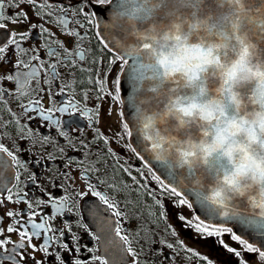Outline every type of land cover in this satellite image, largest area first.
Wrapping results in <instances>:
<instances>
[{
    "label": "flooded vegetation",
    "instance_id": "obj_1",
    "mask_svg": "<svg viewBox=\"0 0 264 264\" xmlns=\"http://www.w3.org/2000/svg\"><path fill=\"white\" fill-rule=\"evenodd\" d=\"M99 5V0H4L0 9L5 25L0 33H15L17 41L0 43L6 49L0 54V145L18 161L0 153L8 162L0 175L11 189L0 186V264L77 259L99 264L94 257H104L105 246L91 238L98 228L87 210H95L97 198L80 195L89 185L121 211L115 219L136 253L126 257L130 264H264L231 233L207 237L187 227L179 215L195 224L192 209L178 205L179 198L162 188L132 151L122 115L124 64L97 35L93 13ZM32 72L21 87L18 78ZM65 198L57 211L54 201ZM33 223L49 230L33 235L38 231Z\"/></svg>",
    "mask_w": 264,
    "mask_h": 264
},
{
    "label": "water",
    "instance_id": "obj_2",
    "mask_svg": "<svg viewBox=\"0 0 264 264\" xmlns=\"http://www.w3.org/2000/svg\"><path fill=\"white\" fill-rule=\"evenodd\" d=\"M243 3L248 16L241 20L238 34L247 35L249 42L255 46L253 63L264 65V23H261L264 21V0H243ZM114 7L115 4H105L95 8V12L98 13L96 15L97 24L101 25L98 27V32L103 31L105 35H109L110 47L120 48L122 54L130 48L140 49L139 54L128 58V66L124 65L120 73L122 115L132 133L129 137L131 146L137 149L135 153H139L137 155L157 176L164 180V183L167 184L171 180L175 185L179 180L184 188L192 193L189 199L190 202L195 201L193 212L195 215H202L209 211L205 201L209 191L219 186L223 175L232 171V165L222 156V153H216L208 159L207 164L200 161L192 168L187 165L182 166L177 149L183 148L189 142L200 143L204 139V130L211 129L198 119L189 121L181 127L178 119L174 115L167 116L166 112L173 100L183 98L187 101L192 96H198L201 87L207 89V95L201 98L203 101L219 98L217 91L221 85L219 73L216 69L210 68L201 81L194 86H188L179 77L175 80H168L155 57L143 50L145 41L141 39V36L157 35L162 41L165 33L173 31L175 26L179 25L193 44L218 43L219 38L215 35L218 31H227L230 36L234 37L232 24L240 14L236 7L229 4L228 0H136V3L129 0L128 7L124 10L127 14L124 16L111 14ZM135 7L140 11L135 17H131V11ZM203 21L212 27L214 34L211 37L203 29L193 30L190 27ZM104 43H109V41H104ZM170 48L171 43L169 42L167 47L158 46L157 51L166 52ZM236 48L237 45L233 38L231 46L222 50V60L227 63L236 59ZM112 53L117 55L115 51ZM141 65H147L148 70L138 71ZM254 88L255 82L237 89L244 102L240 115L260 110L259 106L251 101ZM228 114L229 116L236 115L234 106H229ZM153 120H155V126ZM157 133L168 139L174 138L179 142L175 146L168 144L164 146L169 149V154L164 161L156 160V153L152 149ZM207 139L210 142L211 136ZM197 179H199V187L193 189L190 181L195 183ZM261 188L262 186H253L252 190L243 197L230 193L229 202L244 206L248 212H252L249 201L253 199L260 202L264 198ZM225 226L233 227L236 234L264 251V237H260L254 228L241 224L239 221H228Z\"/></svg>",
    "mask_w": 264,
    "mask_h": 264
},
{
    "label": "snow or ice",
    "instance_id": "obj_3",
    "mask_svg": "<svg viewBox=\"0 0 264 264\" xmlns=\"http://www.w3.org/2000/svg\"><path fill=\"white\" fill-rule=\"evenodd\" d=\"M31 3L32 0H29ZM133 3H136V0H132ZM229 4L237 8L239 15V18L235 19L233 22V28L234 30H238L240 26V22L242 19L248 16V13L245 11V5L243 3V0H228ZM100 5H113L115 4V7L111 10V14L113 15H121L124 16L127 13L124 11L127 9L129 0H99ZM4 7V0H0V9ZM140 11L139 8L135 7L134 10L131 11V17H135V15ZM18 17H22L26 19V14L17 13ZM93 15H98V13H93ZM2 19V17H0ZM18 22V21H13ZM261 23H264V21H261ZM97 27H101V25L98 23L96 25ZM32 27H36L33 25ZM5 25L3 23H0V29H4ZM175 28L179 30L180 26L176 25ZM46 31V29H45ZM98 36H101V42L104 43V41H109V43H104V47L108 49V51L111 53L115 51L117 55L115 56V60L122 61L125 66H128V58L130 56H134L139 54L140 49L138 48H130L127 49L123 54L121 53V49L115 46L110 47V36L105 35L103 31L97 33ZM137 35H140L137 33ZM141 39L145 41L143 44V50L151 53L152 51H157V47H166L167 44L162 43L159 39H156L154 35L148 36V35H142ZM168 39H171V36L168 37ZM177 41L180 40V36L177 35L175 37ZM0 43H3L4 45L8 44H15L17 43L15 38V33H9L7 35L0 33ZM5 46H0V54L5 52ZM247 50L245 49V52ZM158 55H161L162 52H158ZM51 55L57 56V52H52ZM115 60L113 62H115ZM160 65H163L165 68V75H174L176 72L183 71L185 75L189 76L190 79L196 80L199 78V74L201 71H203L207 66L215 64L217 66L222 67L220 57L216 56L213 58L211 51L205 53L203 48L200 47V45H193L191 48L185 47L183 49V55L180 56L177 59L169 60L167 56H164L163 59L159 61ZM244 61L243 58L241 61L237 62L232 66V68L228 69V71L225 73L230 79L234 78L236 73L239 71L241 66L243 65ZM55 66L53 65V68ZM148 70L147 65H141L137 69L140 72H145ZM251 75H254L259 81H260V87L262 90H264V72L256 71L254 73L251 72V70H248ZM35 72L29 73L28 75H25L22 79H19V82L21 83V87L24 86V84L27 82L30 76H34ZM9 79H12V77H9ZM99 83V81H98ZM116 83V91L119 92L120 88V80L117 79L115 81ZM262 95H264V92H262ZM113 99H118V97H114ZM64 111H67V109H62ZM179 111L182 112L185 116H190L195 111V105H191L188 107L181 106L179 108ZM48 119V117H45ZM124 128L128 129L129 125L126 123L124 124ZM132 133L129 132L128 135L130 136ZM161 140L159 137V134H156L155 139L152 143V149L155 151V159L159 161H164L166 157L169 154V149L161 147ZM172 143H178L175 140L172 141ZM214 150V146L207 147L203 149V155L198 154L197 151H186L182 152V159L180 160L181 165H187L189 168L194 167L195 164L202 161L204 164L208 163V157L211 155L212 151ZM133 152H137L136 148L132 149ZM0 153H6L8 157L12 159V161H16V157L13 156V153L9 151L7 148L0 145ZM139 155V153H137ZM150 162V161H149ZM8 165L7 161L0 160V173H2V170L4 167ZM155 167V166H153ZM245 167V166H242ZM151 171V169H149ZM154 179L160 184L162 188H164L167 192H170L171 195L179 198L178 199V205H186L188 209L194 208L195 201L190 202V197L192 196V193L189 192L184 186L181 184L179 180H177L176 184H173V181L169 180L168 183H164V180L160 178V176H156L153 174ZM16 179L18 180L19 177L17 176ZM135 179V177H133ZM192 188L196 189L199 187V179L193 183L190 181ZM0 186H3L5 188H8L7 184H4L3 177L0 175ZM8 191H11L10 188H8ZM91 195L92 197L97 198L96 201H94L95 204V210L91 207H89L87 210L89 212H92L93 215L96 217L97 221V231H93L90 233L91 238L94 241H102L105 246V256H95L94 260L99 261V264H130V261L126 259V257H132L134 258L136 253L134 250L129 246L130 241L126 234H123L122 228L120 227V220L115 219L118 217H121L122 213L118 209V206L113 203L109 197L102 194L101 191L94 190L93 185H89V192L87 193H81L80 195L82 197H86L88 195ZM261 194L264 196V183H262L261 188ZM8 199L11 200L12 197L9 195ZM65 201H54L55 204L60 205V207L57 208V211H61L62 208L66 205ZM206 201V208L209 210L208 212H205L204 214H197L195 215V220L197 223L193 224L189 218H186L184 215L180 214L179 219L183 222H185V225L187 227L193 228V230L197 233H201L204 236L212 237L217 236L222 232L231 233V238L234 241L239 242V244L244 245L248 251L250 252H258L259 256L261 258H264V251H261L259 247H255L253 243H249L247 239H244L241 237V235L236 234L233 231V227H226L225 224L228 221H239L241 224L250 226L254 228L258 235L260 237H264V198L260 200V202H256L255 200L251 199L249 201V204H251L253 211L248 212L247 208L244 206H237L235 204H232L229 202V198H221V199H213L210 197L205 198ZM157 203H160V201H157ZM162 207V205H161ZM29 208H31V205H29ZM258 210V211H257ZM9 216L13 215L12 212L8 213ZM32 228L37 229L38 231L36 233H33V235H39V230L43 229L45 231H48L49 229L45 228V224H32ZM9 232L14 231L13 228L8 229ZM22 236L24 233L21 234ZM29 239H31V236H29ZM4 242H0V248L3 247ZM19 247L23 248L24 245L21 244ZM171 247V245H169ZM225 247H228L225 245ZM65 248H67V245H65ZM78 251V249H77ZM89 252H92L93 249L89 248ZM229 252H234L235 250L232 248H228ZM236 256H240L239 251H235ZM11 258V257H10ZM60 264H65L63 260L60 261ZM74 264H82V261L77 259L75 260Z\"/></svg>",
    "mask_w": 264,
    "mask_h": 264
},
{
    "label": "clouds",
    "instance_id": "obj_4",
    "mask_svg": "<svg viewBox=\"0 0 264 264\" xmlns=\"http://www.w3.org/2000/svg\"><path fill=\"white\" fill-rule=\"evenodd\" d=\"M190 27L193 30H205L209 37L214 34L212 27L206 21L193 24ZM232 30L234 37L230 36L227 31L216 32L215 35L219 38L218 43L211 42L205 44L201 42L193 44L190 42V37L183 33L181 27L179 30L175 28L173 31L165 33L162 41L159 39L162 43L166 42L167 46L170 42V50L166 52L160 51L162 52L161 55H158L157 51L151 52L156 62L163 69L164 75L165 68L163 65H160L159 61L164 56H167L170 61L179 58L183 55V49L185 47L191 48L193 45H200L205 53L211 51L213 58L216 56L220 57L222 67L215 64L209 65L200 72L199 78L196 80L190 79L183 71L176 72L174 75H165L168 80H175L179 77L188 86H194L197 82L201 81L203 75L210 68L216 69L219 73L221 80V85L217 90L219 98L203 101L201 98L207 95V89L201 87L198 96H192L187 101L183 98L173 100L166 112L167 116L174 115L178 119L181 127H184L189 121L198 119L211 129L208 130L206 128L204 130V139L200 143L189 142L183 148H178L177 151L180 160L182 159V152L197 151L198 154L203 155L204 148L214 146V150L208 159L216 153H222V156L232 165V171L223 175L219 186L212 188L208 193V197L217 200L229 198L230 193L241 197L246 196L252 190L253 186H262V183H264V154H262L264 153V95H262L264 90L260 87V81L248 71L250 69L252 73L256 71L264 72V65L253 63L255 46L249 42L247 35L238 34L239 29L234 30L233 24ZM177 35L180 36L179 41L175 39ZM154 36L158 39L157 35ZM169 36H171V39H168ZM233 38L237 45L236 59L226 63L221 58V52L231 46ZM245 49L247 50L246 52ZM242 58L244 61L243 65L235 77L230 79L225 73L234 64L241 61ZM253 82H255V88L251 101L253 104L258 105L260 110L240 115V110L244 106V102L237 89ZM191 105H195V111L192 115L185 116L179 111L181 106L188 107ZM229 106L235 107L236 115L229 116ZM153 121L155 126V120ZM209 136H211L210 142L207 139ZM159 137L162 142L161 147L163 148H165L164 146L166 144L172 146L177 144L172 143L175 140L174 138L168 139L160 134ZM245 181L249 183L245 184Z\"/></svg>",
    "mask_w": 264,
    "mask_h": 264
}]
</instances>
